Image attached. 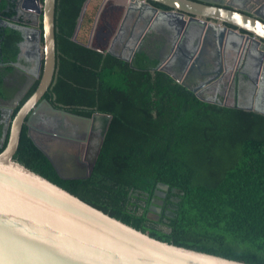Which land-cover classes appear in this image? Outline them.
<instances>
[{
	"label": "trees",
	"instance_id": "1",
	"mask_svg": "<svg viewBox=\"0 0 264 264\" xmlns=\"http://www.w3.org/2000/svg\"><path fill=\"white\" fill-rule=\"evenodd\" d=\"M105 1L56 0V67L43 95L74 114L112 115L91 174L62 177L27 120L13 159L157 239L264 264V113L200 98L141 50L126 60L95 47ZM18 5L0 0V152L8 140L1 104L15 92L5 81L23 41ZM39 28L43 43L41 16Z\"/></svg>",
	"mask_w": 264,
	"mask_h": 264
},
{
	"label": "water",
	"instance_id": "2",
	"mask_svg": "<svg viewBox=\"0 0 264 264\" xmlns=\"http://www.w3.org/2000/svg\"><path fill=\"white\" fill-rule=\"evenodd\" d=\"M34 1L37 10L32 11V31H35V75L39 83L12 118V108L27 87L19 89L12 99L2 102V141L7 132L8 140L0 152V264H251L157 239L94 207L13 159L23 123L28 120V133L33 141L46 154L57 172L62 177H68L60 173L53 158L54 153L47 151L34 136L35 129L30 123L33 115L44 106L50 114L67 119L70 127L79 124L84 126V132H93L98 136V147L87 174L69 176L85 177L92 172L112 118L111 114L101 112H94L90 117L74 114L54 108L43 98L53 81L56 67V0ZM22 2L19 0V4ZM249 2H254L255 8L264 4V0L245 1ZM130 3L129 8L138 17H147V25L152 17L155 19L160 14L154 3L173 9L172 13L181 14L188 22L192 20L200 23L198 30H202L203 41L211 35L218 37L220 64L226 61L230 63V59H234L238 53L250 51H247V57L255 60V76L261 77L263 82L264 17L256 10L245 7V3L241 5L234 0H130ZM17 10H23L22 6L18 5ZM20 27L25 31L24 26ZM190 50H186L189 51L187 53L184 51L189 58L187 63L195 53V50ZM158 69L167 71L162 67ZM167 73L183 82L169 71ZM243 75L250 77L246 72ZM217 76L219 74L208 82ZM200 88L199 84L192 90L202 98L198 93ZM261 90L264 96V86ZM255 111L264 113L259 109ZM49 134L56 138L52 144L55 148L77 141L66 132ZM160 187L166 189L167 185Z\"/></svg>",
	"mask_w": 264,
	"mask_h": 264
},
{
	"label": "flooded vegetation",
	"instance_id": "3",
	"mask_svg": "<svg viewBox=\"0 0 264 264\" xmlns=\"http://www.w3.org/2000/svg\"><path fill=\"white\" fill-rule=\"evenodd\" d=\"M234 1L243 5L247 0ZM20 5L22 6V4ZM105 5L106 3L103 8H105ZM130 5V0H115L114 6L110 9L108 19L114 27L108 40L109 45L105 50L120 58H130V60L138 50H141L147 53L151 59L158 61L157 68L166 69L178 79L188 83L191 88H196L200 84L201 88L198 93L204 99L218 101L222 104L236 105L246 110L255 111L259 109L264 111V96L261 93V87L264 86V76L262 77V83L261 77L255 76L256 63L254 59L247 57L246 53L248 50L242 54L241 52L238 53L234 59H230V63H226V61L220 64L218 37L211 35L203 41L202 30H198L201 26L200 23L192 20L188 22L187 18H184L181 14L172 13L173 9L160 3H154L153 5L158 8L160 14L156 15L155 19L152 17L147 25V17H138V14H135L132 8H129ZM254 5V2L244 4L245 7L256 10L264 17V4L256 8ZM18 16L19 19L16 17V21L24 35L23 41L26 40V43L25 46L23 41L20 43L21 51L23 46L24 51L20 52L18 61L14 63L15 75L13 78L16 83L12 84L13 80L9 82V76L5 81L6 85L9 87L14 86L15 88L12 98L19 89L27 87L23 94L24 96L31 84L37 79L35 75L37 71V61L35 59L37 52L35 49V31H32L34 29L32 26V10L24 8L23 10H18ZM99 18V24H101L103 19L102 12ZM20 26H24L25 31ZM96 31L97 28L95 33ZM31 44L34 45L31 47ZM220 44L222 45V42ZM190 48L192 51L195 50V53L191 61L187 63L189 58H187L184 51L190 50ZM21 53L28 67L22 64ZM211 71L212 73L210 74ZM244 72L248 73L250 77L244 76ZM218 74L219 76L216 79L208 82L210 78ZM2 107L3 105L1 104V109L3 110ZM66 120L50 114L48 109L43 106L33 115L30 124L35 129L33 133L36 140L50 153H54L50 146H52L56 138L49 133L66 132L69 136L75 138L77 141L68 146L58 145L59 147H57V152L54 153L53 158L62 175H64L62 169H68L73 174L64 176H83L88 172L89 163L87 166L80 161V151L84 149L83 147H86V143H89V146H93L89 149V155H91L95 150L98 137H93V132L92 134L89 131L88 133L84 132V126L82 127L79 124H76L75 127H70V122H66ZM47 140H49L48 143ZM82 140H84L83 143H81Z\"/></svg>",
	"mask_w": 264,
	"mask_h": 264
},
{
	"label": "rangeland",
	"instance_id": "4",
	"mask_svg": "<svg viewBox=\"0 0 264 264\" xmlns=\"http://www.w3.org/2000/svg\"><path fill=\"white\" fill-rule=\"evenodd\" d=\"M114 3H115V0H107L105 8H103V10H102L103 19L101 21V25L98 27V29H97V31L95 33V36H94L95 39L93 38V45L95 47H97V48L106 49L107 46L109 45L108 40L110 38V35H111L112 31H113V27L114 26L108 19V13H109L110 9L114 6ZM22 6L26 10H32V11H36L37 10V7H36V4H35L34 0H23ZM23 43H24V46H25L26 40H24ZM32 45H34V44H31V47H32ZM24 46L22 48V51H24L23 50ZM21 58H22V53H21ZM23 58H22V64L23 65L25 64L24 66L28 67L27 66V62H25L23 60ZM14 75H15L14 73L9 75V78H10L9 82H11L13 80L12 84L16 83V80L13 78ZM186 84H188V83H186ZM92 136L96 138L97 135H96V133H94V134H92ZM48 142H49V140H47V143ZM97 143H98V141L96 142L95 150H94V152L91 155H89V153H90L89 149L92 148L93 146H91V145L89 146L88 145L89 143H86L87 144L86 147H83L84 149L80 151L79 159H80L81 162H84L87 166H88V163H90V161L92 160V157H94V155L96 153V150H97V147H98ZM81 145H83V144H81ZM83 146H85V145H83ZM50 149L52 151H54V153L57 152V148H55L53 146H50ZM64 170L62 169V173L64 175H72L73 174L72 172L68 171V169L67 170L64 169ZM86 172H87V170H86ZM81 174H84V173H81ZM151 208L152 209L149 211L148 215L151 218H153V219H157L158 218L157 215H158V212H159V208L156 207V206H153Z\"/></svg>",
	"mask_w": 264,
	"mask_h": 264
}]
</instances>
